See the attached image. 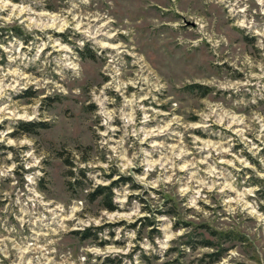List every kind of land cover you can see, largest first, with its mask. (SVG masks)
<instances>
[{"label": "rangeland", "instance_id": "374dc122", "mask_svg": "<svg viewBox=\"0 0 264 264\" xmlns=\"http://www.w3.org/2000/svg\"><path fill=\"white\" fill-rule=\"evenodd\" d=\"M68 7L65 0H42L35 5L37 11L51 13ZM75 11L111 17L105 27L110 25L116 35L108 42L120 47L99 48L91 41L83 49L73 47L81 75L72 78L67 69L65 87L69 92L43 97L39 111L41 116L47 112L51 119H26L23 112L13 118L11 108L4 117L0 111V133L12 128L8 139L31 141L17 145L0 139V264H37L41 252L47 257L46 264H264V0H88ZM25 16L27 13H19L13 21L0 24V44L5 46L0 48V76L17 66V62L8 60L6 48L12 55L27 53V59L35 52L27 47L34 39L32 33L43 36L38 28L26 30L27 21L20 22ZM44 31L71 43V28L57 31L49 27ZM13 38L24 46L12 44ZM48 53L53 58L58 55L51 45L46 46L41 61ZM39 63L29 61L27 68L21 67L35 73ZM55 66L52 60L50 69ZM114 76L115 83L124 82V94L129 98L137 90L143 96L148 91L146 85H164L153 90L164 103L151 101V96L140 103L147 107L151 102V107L162 113L174 109L177 116L197 125L207 123L208 131L199 126L188 131L200 136L201 141L223 144L228 151L205 148L197 156L200 167L206 169L213 156L219 157L214 167L225 176H235V180L228 177L232 187L218 192L225 176L213 177L218 180L216 187L197 185L196 205L189 202L191 191L180 194L170 187L163 191L152 188L143 194L131 192L121 207L114 199L117 193L113 188L123 191L125 184L132 189L144 186L131 175L120 174L113 179L119 171L113 166L103 172L104 178L112 182L92 188L87 169L73 170L75 161L69 149L75 147L82 152L81 160L89 159L96 151L100 137L93 125L99 124L101 117H93L100 104L88 101L92 100L93 87H103ZM54 78L59 81L58 74ZM72 87H79L80 94L73 95ZM38 92L34 86L9 89L7 97L0 98V108L9 103V98L11 102L31 103ZM105 94L115 96L118 103L123 100L113 88L106 89ZM104 103L109 109L115 106ZM141 115L137 110L136 118ZM159 120L157 117L145 126L155 127ZM113 123L119 126L122 121L117 118ZM100 128L103 130L104 125ZM121 134L118 131L114 139ZM185 139H189L187 134ZM144 146L150 147L147 142ZM104 151L100 149L101 159L106 160ZM28 152L32 155H23ZM132 171L143 173L144 167ZM180 172L188 175L187 169ZM156 175L152 170L148 178ZM74 176L75 180L70 179ZM99 187H112L106 194H111L116 210L107 208L105 196L93 200ZM86 188L92 190L85 192ZM152 192L159 199L152 197ZM134 200L142 205L140 212L144 214L130 220L105 217L100 224L54 233V251L39 235L47 232L44 225L49 222L55 228L73 201H79L81 207L75 215L83 219L85 214L100 218L105 211L131 214L135 211ZM56 202L64 205V210L56 209L59 216L51 211ZM41 212L43 223L36 220ZM25 246L29 250L21 252ZM39 264L45 261L41 259Z\"/></svg>", "mask_w": 264, "mask_h": 264}, {"label": "clouds", "instance_id": "9594fccd", "mask_svg": "<svg viewBox=\"0 0 264 264\" xmlns=\"http://www.w3.org/2000/svg\"><path fill=\"white\" fill-rule=\"evenodd\" d=\"M65 2L70 4V7L64 8L58 13H51L43 10H36L35 5L41 4L42 0H30V2L27 3H13L12 0H0V24L13 21L19 13H27V16L20 21L21 23L27 21L25 24L26 30L31 31L34 28H38L43 33V36L36 35L34 32L32 33L34 39L27 47L29 51L34 48L35 52L32 56L27 57V59L25 58L27 53L12 55L10 49H5V51L9 52L8 60L10 62H17V66L13 69L4 71L2 76H0V98L7 97L9 89H16L19 91L20 89L34 86L39 92L32 99V102L27 104L11 102L9 98V103H4L2 108H0L4 117L9 115V109L11 108L13 118L23 112L25 114L24 118L26 119H51V116L48 115L47 112L41 116L39 111L43 97L54 96L56 93L69 92V88L65 87V83L69 79V74L66 73L67 69L71 70L72 78L81 75L80 60L76 52L73 51V47L83 49L85 45L91 41L92 44L99 48L116 47L119 49V45H112L108 42V38L116 35V30H113L110 25L105 27V25L109 24L111 17H107L106 14L100 13H77L75 9L80 8L82 4H86L88 0H79V3H75L73 0H65ZM97 20H99L100 23H96ZM49 27H53L57 31L71 28L72 34L68 36V40L71 41V43L62 42V38H57L44 31ZM76 33H80L81 35L76 36ZM44 37H46V39ZM37 41L39 42L37 43ZM11 43L14 45L20 44L21 47L24 46L21 44L20 40L15 38H13ZM49 45H51L53 50L57 51L58 55L53 58L51 57V53H48L41 61L40 54L44 47ZM4 47L3 44H0V48ZM52 60H55L56 66L50 69ZM29 61L32 63H36L37 61L40 62L37 65L35 73L23 70V68L28 67ZM21 66H23V68ZM54 74L59 75V81L54 78ZM115 80L116 77L114 76L113 81L105 83L103 87L99 89L93 87L91 89L92 100L88 101V103L94 100L100 104V108L93 117H101L99 124L93 125L100 139L96 142L98 145L96 151L93 152L87 160L80 159L83 153L77 151L75 147L69 149L75 161V169L73 170L76 171L79 168L87 169V176L92 181V188L99 184H110L112 182L104 178L103 172L110 170L113 166L119 170L113 179H118L120 174L131 175L137 183L142 184L144 187L141 189H132L130 184H125L123 186V191L113 188V191L117 193L114 199L120 202L121 207H124L123 201L127 199V196L131 192L143 194L145 190H150L152 188H160L163 191L170 187H175L180 194H186L191 191L192 195L189 197V202L191 205H196V196L199 194V187H197V185L211 189L212 187H216L218 183V180L213 179V177L225 176L224 172H218L214 167L215 164L219 162V157L213 156L212 163L208 164L205 169L200 167L201 160L197 158L198 154L205 148L210 147L219 148L221 152H227L228 149L225 148L223 144L213 143L209 140L201 141L200 136L188 131L197 126L208 131L207 123L197 125L177 116L174 109L170 112L162 113L159 108L151 107V102L147 107L140 103L142 99H146L148 96H151V101L157 104L164 103V101L159 100L157 96L153 94L154 89L158 87L162 88L164 85L158 83L146 85L148 91L145 92L143 96H141L140 91L137 90V92L133 93L131 98H129V96L124 94L126 90L124 82L121 81L117 84ZM128 82L131 83L132 81ZM109 88L115 89L123 97V100L118 103L115 96L105 94V90ZM70 91L73 95H79L81 89L79 87H72ZM104 102L115 106L109 109ZM137 110L142 113L139 119L136 118ZM28 113H31V115H28ZM199 114L202 117L205 116L203 112ZM225 115H227V113ZM157 117H160V120L155 127L145 126L146 122L157 120ZM164 117L167 118L165 119ZM117 118L122 121L119 126L113 123ZM2 119L3 117H0V120ZM100 125H104L103 130H101ZM12 130V128H8L5 132L0 133V139H3L5 143L9 144L19 145L22 143H31V141L8 139L7 133ZM118 131L122 134L119 139H114ZM186 134L189 137L188 140L185 139ZM157 136L164 138L160 140L148 139L149 137ZM129 137H135V140L129 141ZM168 140H171L172 143H168ZM145 142H147V145H150V147L144 146ZM227 143L230 145L231 141ZM100 149L105 150L103 155H106V160L101 159L102 154ZM129 149H132V151L129 152ZM23 155L31 156L32 153H23ZM208 155L212 156V153L209 152ZM205 162H207L206 158ZM36 163H38V161H36ZM141 165L144 167L143 173L132 171L133 168L140 167ZM182 169H187L188 175H183L180 172ZM152 170H155L157 175L148 178ZM202 173H207V175H201ZM228 177H230L231 180H235V176L228 173L227 176H225L223 186L217 187L218 192H222L224 187H232V184L228 182ZM76 178L75 176L70 177L72 180ZM28 179L31 180L32 176L29 175ZM92 188H86L84 191H91ZM151 195L159 199L155 192H152ZM133 204L135 205V211L131 214H109L105 211V216L100 218L85 214L84 218L81 219L80 216L75 215V212L81 205L79 201H73L67 211H64L63 219L57 223V226L53 228L52 223L49 222L44 225L47 228V232L40 233L39 235L46 238V244L52 245V250L54 251V233L63 232L68 228L84 227L88 224H100L105 222V217L108 219L127 218L130 220L134 215L144 214L140 212L142 205L139 201L134 200ZM56 209L64 210V205L56 202L55 208L51 210L55 216H59L60 213L57 212ZM36 220L43 223L45 220L44 213L41 212L36 217ZM68 220L73 221V223L67 224L65 221ZM35 222L36 221H33V223ZM106 231L107 230L101 235H106ZM117 231H119V229H117ZM134 234V232L129 233V235ZM166 238H168L167 233ZM28 250V246H25L21 249V252ZM90 250L94 252L100 251L99 248H92ZM41 259H43L46 264L47 257L44 252H41L40 257L37 258V264H39ZM78 259L83 262L84 257L80 256ZM25 264H31V261H25ZM72 264H75V261H73Z\"/></svg>", "mask_w": 264, "mask_h": 264}, {"label": "trees", "instance_id": "16d2710c", "mask_svg": "<svg viewBox=\"0 0 264 264\" xmlns=\"http://www.w3.org/2000/svg\"><path fill=\"white\" fill-rule=\"evenodd\" d=\"M112 187H99L95 193H93V200L97 199L100 196H105V200H107V208L110 211L116 210V207L113 205L112 196L111 194H106L108 191L111 193ZM210 245H213L212 243H209Z\"/></svg>", "mask_w": 264, "mask_h": 264}]
</instances>
